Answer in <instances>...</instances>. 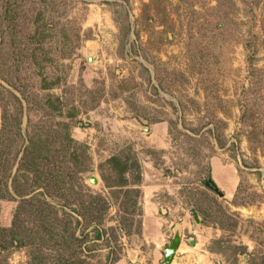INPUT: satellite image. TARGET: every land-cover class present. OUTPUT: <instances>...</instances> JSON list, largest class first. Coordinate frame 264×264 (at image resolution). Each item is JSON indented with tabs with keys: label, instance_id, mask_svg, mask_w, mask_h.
I'll list each match as a JSON object with an SVG mask.
<instances>
[{
	"label": "rangeland",
	"instance_id": "374dc122",
	"mask_svg": "<svg viewBox=\"0 0 264 264\" xmlns=\"http://www.w3.org/2000/svg\"><path fill=\"white\" fill-rule=\"evenodd\" d=\"M0 52L9 79H60L51 91L64 113L37 110L23 126L51 129L50 165L71 178V205L91 218L86 194L111 202L97 239L70 207L56 218L38 202L3 200L0 224L28 245L0 248V264H40L36 254L41 264H109V254L148 264L140 207L120 210L101 178L112 155L137 159L143 184L160 185L143 188L164 232L182 226L198 242L171 264H264V0H0ZM59 121L70 124L80 173L62 166ZM209 173L226 195L208 186Z\"/></svg>",
	"mask_w": 264,
	"mask_h": 264
},
{
	"label": "trees",
	"instance_id": "16d2710c",
	"mask_svg": "<svg viewBox=\"0 0 264 264\" xmlns=\"http://www.w3.org/2000/svg\"><path fill=\"white\" fill-rule=\"evenodd\" d=\"M0 78V202L19 200L20 204H29V206L38 202L41 207L44 205L45 208H52V213L56 215V218L60 211L58 206L63 213H66V207H70L81 217L76 218L77 225L83 223L87 226L93 225L95 238H102L104 230L101 225L111 206L109 198L100 193L86 194L88 199L86 208L92 213L91 218L86 217L84 209L71 205L72 200L68 198L69 192H66L72 189L69 185L71 178L67 179L62 174L56 173L60 172L61 167L56 169L57 165H53L54 168L50 165L51 159L49 158L52 150L50 138L53 136L50 133L51 129L45 126L40 128L34 126L32 131H28L23 126L24 116L28 117L27 122H29L30 114L37 110L53 115L64 113L63 97L51 91L60 84V79L44 77L40 81L28 84L19 79H9L1 70ZM69 116L75 117L76 114L70 112ZM58 125H62L65 129L60 149L62 151L66 149V154L69 156V161H67L69 165H64L65 163L62 162V166L66 169L73 167L76 173L86 170L78 166L79 152L73 145L76 140L70 132V124L66 121H59ZM107 167L109 175L101 173V178L105 187L109 189L111 197L119 201L120 210L130 206L136 211L141 195L140 162L135 158L130 160L122 155H112L107 161ZM101 168L105 166L102 164ZM206 182L212 188L217 187L211 173ZM41 207H38L39 211H42ZM51 226L55 228L53 222L44 223V230L49 232ZM7 236L9 239L6 238ZM27 245L28 242L16 228L14 230V228H7L0 224L1 249ZM108 258L109 264L119 259L112 254H109ZM33 259L40 264L45 260L38 254L34 255ZM57 261L58 264H95L84 257L74 256H59Z\"/></svg>",
	"mask_w": 264,
	"mask_h": 264
},
{
	"label": "crops",
	"instance_id": "0c3cea01",
	"mask_svg": "<svg viewBox=\"0 0 264 264\" xmlns=\"http://www.w3.org/2000/svg\"><path fill=\"white\" fill-rule=\"evenodd\" d=\"M214 181V180H213ZM215 182V181H214ZM159 184L155 185H148L145 186L143 184V176H142V183L139 185L141 189V195L139 197V202L138 205L141 210V220H140V229L137 231V234L141 236V244H147V245H153L151 249V253H146L142 252L143 256L146 257V259L150 260L148 264H158V262L163 258L164 261V256H165V239L169 238L171 240V235H167V232H164L163 228V222L161 221L162 217L158 214V208L159 204L154 201V200H147L146 198V189L143 187H152L153 191L156 192L159 188ZM235 190L234 188L230 191L231 194H234ZM224 193V192H223ZM226 195V193H224ZM3 202V200L1 201ZM181 227V232H182V239L180 242V245L178 247V250L185 244L187 246H196L198 242L193 239H187L185 238L183 227ZM187 241V242H186ZM171 243V242H170ZM169 245V244H168ZM111 248V247H110ZM136 251L135 249H133ZM176 251V253H177ZM175 253V255H176ZM175 257V256H174ZM174 260V258H173ZM172 260V262H173ZM171 262V263H172ZM127 257H120L118 260L111 264H128ZM165 264H171V263H166Z\"/></svg>",
	"mask_w": 264,
	"mask_h": 264
},
{
	"label": "water",
	"instance_id": "95a60500",
	"mask_svg": "<svg viewBox=\"0 0 264 264\" xmlns=\"http://www.w3.org/2000/svg\"><path fill=\"white\" fill-rule=\"evenodd\" d=\"M90 180L93 183H97L98 182V179H97V177L95 175L91 176ZM213 188L219 193V195L224 196V193L222 191H220L218 187H216V186L214 187L213 186ZM181 239H182L181 227L177 225L174 228L173 235L171 237V243L169 245L165 246L164 261L166 263H171L172 262V260H173V258L175 256V253L178 250V247L180 245Z\"/></svg>",
	"mask_w": 264,
	"mask_h": 264
}]
</instances>
